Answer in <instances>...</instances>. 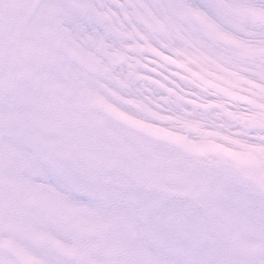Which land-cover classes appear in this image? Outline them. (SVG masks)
<instances>
[{"label":"snow or ice","instance_id":"1","mask_svg":"<svg viewBox=\"0 0 264 264\" xmlns=\"http://www.w3.org/2000/svg\"><path fill=\"white\" fill-rule=\"evenodd\" d=\"M33 10L18 54L47 66L60 110L99 146L53 143L33 109L0 93V264H264V0ZM33 86L55 94L38 75L15 81ZM229 141L253 151L238 159L219 149ZM217 208L251 213L259 245L226 254Z\"/></svg>","mask_w":264,"mask_h":264},{"label":"bare ground","instance_id":"2","mask_svg":"<svg viewBox=\"0 0 264 264\" xmlns=\"http://www.w3.org/2000/svg\"><path fill=\"white\" fill-rule=\"evenodd\" d=\"M53 0H49L51 3ZM73 3L76 2V0H72ZM12 3L15 4L16 8L12 7ZM37 3V0H0V19L5 15V13L12 14L14 13V21L7 27L8 31L13 32V30H17L18 32V38L21 42L30 43L31 39L34 36L33 33V25L36 22V17L34 15V5ZM10 12V13H9ZM43 83H49L43 81ZM42 93V92H41ZM55 94L51 97H54ZM51 97H45L43 96V101L45 103L49 102V99ZM52 106L59 114H61L64 120V116L66 115L63 113L59 108V97L55 98L52 102ZM220 150L228 152L230 155L238 158V159H245L248 157V155L253 151V149L250 146H246L243 144H240L237 141H229L223 145L218 146ZM222 223L229 219L227 217V213L221 214ZM237 220H234L233 222H230L227 224V226H232V228L228 231L229 238L233 239L234 241H242L246 242L247 239L243 238L239 233V230L242 227L248 226L247 222L240 221L241 224L236 223ZM229 226V227H230Z\"/></svg>","mask_w":264,"mask_h":264},{"label":"rangeland","instance_id":"3","mask_svg":"<svg viewBox=\"0 0 264 264\" xmlns=\"http://www.w3.org/2000/svg\"><path fill=\"white\" fill-rule=\"evenodd\" d=\"M14 4V3H12ZM16 8V7H14ZM10 13V12H9ZM6 15H4V19L0 20V27L7 25L11 22V20L14 19V13L12 14H8V13H5ZM14 21V20H13ZM7 32L5 33V36L9 39V41L12 43V45H15V47H17V41L20 42V44H22L24 47H27L29 43H26V42H21L19 40L18 37V32L17 30H13V32L11 31H8L6 30ZM10 33V34H8ZM2 36H3V31L1 32L0 31V44H1V41H2ZM17 52H18V48H16ZM20 56V55H19ZM20 59L22 60L23 64H22V71H25L27 73H29V76H33V75H38L40 78H41V81L43 83V81L45 82H49V83H53L55 85V92L57 93H60V90H61V85L58 81H56L54 79L53 76H51L48 71L46 70L47 66H44L43 68H41V66L39 64H37L34 60H29V61H25L23 59L22 56H20ZM29 65H35V68H36V71L35 73L33 72H30L29 71ZM5 81H6V76L0 74V87H4L6 84H5ZM40 92L42 91L39 90ZM30 97L32 98V101L33 103L35 104L37 102V100H39L40 98V94L37 93V89L33 86L30 88ZM59 97V96H58ZM46 106V104H42L41 107L44 108ZM50 111V109H49ZM58 118V116H56ZM55 118V119H57ZM59 119V118H58ZM49 129L46 131L47 135L51 138L52 142L53 143H67V142H72V141H82L83 137H76V135L73 133L71 134H68V136H66V133H63L64 136H66L64 138V140L62 141V139H60V136L59 135H56V133H60V125L57 124L56 122H51L49 124ZM70 139V140H69ZM60 140V141H59ZM88 142L85 143L86 146L88 147H98L99 146V142L98 141H93L89 138H87ZM198 196H200L201 198L204 199L205 203L208 204L212 201L213 197H214V192L212 190H209V189H204V190H201L199 193H198ZM227 208H217L214 213H213V221L215 224H217L218 226H222L221 222L218 220V214L219 213H223L226 211ZM225 210V211H223ZM247 215H249V213H247ZM222 235V234H221ZM222 240L224 243H222L223 245V248H224V252L226 254H228V246H230L226 241H227V238L222 236ZM226 245V247H225ZM235 250V249H234ZM237 250V249H236ZM235 250V251H236ZM238 252V250H237ZM230 255V253L228 254ZM240 255H244L243 253H241ZM232 256V255H231Z\"/></svg>","mask_w":264,"mask_h":264},{"label":"water","instance_id":"4","mask_svg":"<svg viewBox=\"0 0 264 264\" xmlns=\"http://www.w3.org/2000/svg\"><path fill=\"white\" fill-rule=\"evenodd\" d=\"M169 194H171V195H177V196H183L184 195V191L183 190H177V189H174L173 188V189L170 190ZM210 228L213 231H215V227H214L213 224H210ZM215 233H216V231H215Z\"/></svg>","mask_w":264,"mask_h":264}]
</instances>
